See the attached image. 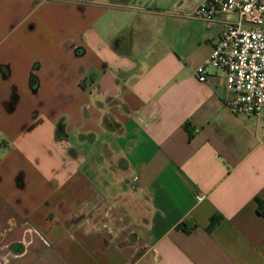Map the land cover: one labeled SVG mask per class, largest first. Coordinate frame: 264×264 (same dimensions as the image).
Masks as SVG:
<instances>
[{
	"label": "crops",
	"instance_id": "1",
	"mask_svg": "<svg viewBox=\"0 0 264 264\" xmlns=\"http://www.w3.org/2000/svg\"><path fill=\"white\" fill-rule=\"evenodd\" d=\"M203 1L0 0V264H264V118L196 77L239 19Z\"/></svg>",
	"mask_w": 264,
	"mask_h": 264
},
{
	"label": "built area",
	"instance_id": "2",
	"mask_svg": "<svg viewBox=\"0 0 264 264\" xmlns=\"http://www.w3.org/2000/svg\"><path fill=\"white\" fill-rule=\"evenodd\" d=\"M225 13H237L239 19L226 25L195 75L203 82L212 69H224L228 108L235 114L264 118V0H204L192 11L193 17L209 23ZM196 198L201 202L206 195L198 193Z\"/></svg>",
	"mask_w": 264,
	"mask_h": 264
},
{
	"label": "trees",
	"instance_id": "3",
	"mask_svg": "<svg viewBox=\"0 0 264 264\" xmlns=\"http://www.w3.org/2000/svg\"><path fill=\"white\" fill-rule=\"evenodd\" d=\"M186 128L188 129L189 133H190V137L194 136V130L192 129V127L189 124H186ZM212 222H215V218H212Z\"/></svg>",
	"mask_w": 264,
	"mask_h": 264
},
{
	"label": "rangeland",
	"instance_id": "4",
	"mask_svg": "<svg viewBox=\"0 0 264 264\" xmlns=\"http://www.w3.org/2000/svg\"><path fill=\"white\" fill-rule=\"evenodd\" d=\"M139 255H140V254H139ZM139 255H138V256H139ZM149 262H150V261H148V260L146 261L145 259H143V260H141V261L139 262V264H150Z\"/></svg>",
	"mask_w": 264,
	"mask_h": 264
}]
</instances>
